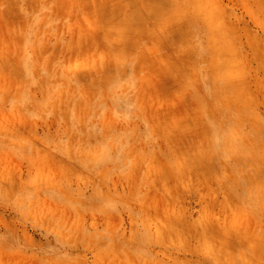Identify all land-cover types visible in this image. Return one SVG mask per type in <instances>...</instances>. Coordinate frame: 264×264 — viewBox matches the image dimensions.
<instances>
[{
    "label": "rangeland",
    "instance_id": "obj_1",
    "mask_svg": "<svg viewBox=\"0 0 264 264\" xmlns=\"http://www.w3.org/2000/svg\"><path fill=\"white\" fill-rule=\"evenodd\" d=\"M0 264H264V0H0Z\"/></svg>",
    "mask_w": 264,
    "mask_h": 264
}]
</instances>
